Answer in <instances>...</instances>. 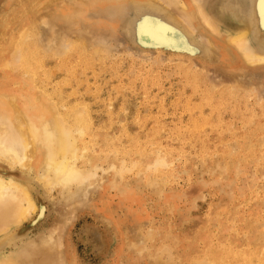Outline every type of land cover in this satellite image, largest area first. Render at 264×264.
Masks as SVG:
<instances>
[{"label": "rangeland", "instance_id": "obj_1", "mask_svg": "<svg viewBox=\"0 0 264 264\" xmlns=\"http://www.w3.org/2000/svg\"><path fill=\"white\" fill-rule=\"evenodd\" d=\"M263 1L198 0L222 28ZM18 3L0 0V43ZM151 11L137 17L130 2H110L55 32L39 25L41 76L61 106L85 105L99 168L79 162L91 179L70 194L34 180L44 216L1 244L8 253L26 248L28 264H264V62L245 65L212 48L202 23L194 41L179 30L156 42L143 27L168 18ZM62 38H83L100 54L81 60Z\"/></svg>", "mask_w": 264, "mask_h": 264}, {"label": "bare ground", "instance_id": "obj_2", "mask_svg": "<svg viewBox=\"0 0 264 264\" xmlns=\"http://www.w3.org/2000/svg\"><path fill=\"white\" fill-rule=\"evenodd\" d=\"M173 1L178 5V10H171L166 3L162 6L160 0H19L16 10L4 20L3 27L6 33L0 43V165L3 166V169H0V264H28L27 254L24 252L27 251L26 248L8 253L1 244L26 220L37 221L44 216L45 207L39 206L34 180L44 190L50 191L60 187L64 194H70L73 184L84 185L91 179L90 172L78 167L79 162L90 165V168H99L98 163L95 164L94 156L90 155L92 139L86 140L87 134H91L92 137L96 134L92 133L85 105L83 109L78 105L61 106L63 100L58 99V91L49 90L48 84L45 85L49 77L45 75L43 79L41 76L45 48L42 49L44 43L42 45L37 40L40 34L37 33L40 31L39 25L42 24L44 28L53 24L51 27L55 32L59 26L64 27L65 24L83 18L88 8L103 6L110 2L113 4L130 2L137 17L146 10H153L154 13H163L168 18L156 23L153 20L148 21L143 27V31L145 30L144 32L156 42L174 41V35L176 36L179 30L192 41L195 28L202 23L206 33L204 35L212 48H223L224 51L239 56L245 65L253 66L264 62V1L258 2L248 17L226 28L220 26L214 10H209L198 0ZM16 22L20 23L17 27L14 25ZM135 22L137 21H134V25ZM130 24L129 21L127 25ZM86 28L83 29L87 34ZM35 37V42H39L38 45L42 47H37L32 41ZM63 40L62 38L63 46L68 45L72 48L68 49L76 53L81 60L83 57L89 60L95 57L93 54H100L97 51L90 53L87 41L83 38L70 45L67 41L68 44H65V41L63 43ZM47 41L45 42L50 44ZM63 46L62 50L65 53L67 47L65 46L64 51ZM17 54H20V57ZM106 55L104 54L105 57ZM16 60H19L18 63ZM107 160L113 162L110 156H107ZM160 161L163 160H156L155 163ZM109 167L110 173L104 178H109L113 167L115 168L113 164ZM61 223L63 225V222ZM59 230L58 224L55 231Z\"/></svg>", "mask_w": 264, "mask_h": 264}]
</instances>
